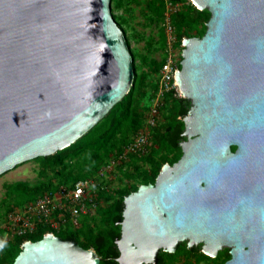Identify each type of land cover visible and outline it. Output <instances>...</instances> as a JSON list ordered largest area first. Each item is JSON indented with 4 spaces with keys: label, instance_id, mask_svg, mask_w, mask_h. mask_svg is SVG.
Wrapping results in <instances>:
<instances>
[{
    "label": "water",
    "instance_id": "water-1",
    "mask_svg": "<svg viewBox=\"0 0 264 264\" xmlns=\"http://www.w3.org/2000/svg\"><path fill=\"white\" fill-rule=\"evenodd\" d=\"M190 1L210 19L175 73L191 102L182 156L123 199L117 263L156 264L186 240L264 264V0ZM132 62L111 0H0V177L88 133L133 87ZM100 262L48 234L12 264Z\"/></svg>",
    "mask_w": 264,
    "mask_h": 264
},
{
    "label": "trees",
    "instance_id": "trees-1",
    "mask_svg": "<svg viewBox=\"0 0 264 264\" xmlns=\"http://www.w3.org/2000/svg\"><path fill=\"white\" fill-rule=\"evenodd\" d=\"M124 1L111 0V4L121 6ZM168 7L171 9L169 18L176 39L174 47L181 45L183 39L201 38L205 34L210 14L207 10L200 11L196 9L189 0H150L147 4L151 16L157 20L165 19ZM113 18L116 22L114 15ZM116 24L125 36L133 60V87L96 126L75 143L51 156L35 159L41 162L43 170L51 171L54 174L57 173L58 168L65 167L68 162H74L73 169L75 171L62 172L55 185L52 182L39 183L35 186L15 183L5 187L7 195L10 199H14V203L12 207L4 211V216L2 220L0 219V226L3 227L6 214L12 209H22L25 205L36 201L43 194L54 192L60 186L71 187L78 180L96 179L98 170L106 165L111 158H115L120 154L132 141V137L134 138L143 129L146 113L149 110L156 85L152 87L153 92L148 96L146 110L144 113H139L134 107V98L137 90H145L147 77L145 73H137L135 56L130 50L129 40L121 24L118 22ZM161 41L165 47L166 37L161 35ZM164 61L165 59L161 63L155 64L154 70H158L159 73ZM178 68L181 69L180 64ZM190 107L191 102L189 100L176 97L173 93H167L163 98V106L160 111V118L163 111H167V122L160 125L158 120L157 124L150 130L146 153L128 156L129 162H123L116 170L124 171L131 161L142 160V163L147 165L148 169L139 172L137 166H134L133 171L136 178L140 179V186L154 184L161 168L165 164L173 165L182 156L181 144L186 140L183 135V120L188 115ZM231 151L234 152L235 147H232ZM136 178L133 179L137 180ZM97 181L105 187V190H97L98 208L94 214L81 217L79 228L72 229L65 226L58 231H54L45 225H39L33 235L13 237L7 240L6 243L0 242V264H12L21 252L22 245L25 242L40 241L46 233H52L63 241H75L81 248L94 251L98 257L103 259L100 264H117L114 261L118 255L117 251L111 252L109 250L113 246L112 240L119 236V223L122 220L124 208L123 199L136 192L140 186H133L123 189L118 194H112L108 193L111 182L99 179ZM96 228L97 231L95 232ZM2 231L5 233L3 229ZM102 241H105L110 248L101 247ZM182 257L187 260L194 259L196 263L211 260L198 252L197 248H188L186 242L180 243L175 253H164L160 259L165 264L167 261ZM229 258V250L219 251L216 258L212 259L209 264H224Z\"/></svg>",
    "mask_w": 264,
    "mask_h": 264
},
{
    "label": "built area",
    "instance_id": "built-area-1",
    "mask_svg": "<svg viewBox=\"0 0 264 264\" xmlns=\"http://www.w3.org/2000/svg\"><path fill=\"white\" fill-rule=\"evenodd\" d=\"M170 11L171 9L168 7L165 21L167 54L158 73L156 90L146 113L143 129L135 135L120 154L111 158L106 165L98 170L96 179L78 180L71 187L60 186L54 192L43 194L22 209L10 210L5 216L2 227L7 238L33 235L39 225H45L54 231L65 226L72 229L79 228L81 217L94 214L98 208L97 190H105V187L101 186L97 179L111 182L116 169L126 161L128 156L146 153L149 145V132L160 118L164 96L167 93H173L174 96L182 98L175 80L176 71L178 73L180 71L178 65L182 61L180 60L182 55L174 52L176 39L171 41L172 44L168 39L172 36L175 38L168 15ZM48 234L52 233L45 235Z\"/></svg>",
    "mask_w": 264,
    "mask_h": 264
},
{
    "label": "rangeland",
    "instance_id": "rangeland-1",
    "mask_svg": "<svg viewBox=\"0 0 264 264\" xmlns=\"http://www.w3.org/2000/svg\"><path fill=\"white\" fill-rule=\"evenodd\" d=\"M149 1L150 0H125L121 6L114 5L113 3L111 4V12L116 18V23L118 22L121 24L126 33V37L129 40L130 50L135 56L137 73H145L147 77L146 85L144 87L145 90H137L134 98V107L139 113H144L146 110L148 96L152 94L153 91L151 89L158 81V70H154V65L161 63L162 60L165 59L168 49L165 25L167 17L161 20L153 18L147 8ZM190 3L193 4L191 1ZM168 15H170V13ZM161 35L166 37L165 47L162 44ZM168 39L172 44L175 38L172 36ZM173 49L176 54L182 55L184 47L181 43V45L174 47ZM167 120V111H163L161 118L159 119V124L166 123ZM150 133L151 131L149 132V135ZM128 162L129 157L126 158V163ZM73 163L68 162L65 167L58 168L57 173L54 174L51 171L43 170L41 162L32 160L2 175L0 177V219L2 220L4 211L7 210V208L12 207L14 203V199H10L7 195L6 186L15 183H24L27 186H35L39 183L46 182H52L55 185L62 172L75 171L73 169ZM134 166H137L139 172L148 169L147 165L142 163V160L131 161L124 171L119 169L116 170L108 189V193L118 194L122 192L123 189L140 186V179L136 178L135 172L133 171ZM130 176L137 180L127 178ZM94 231L96 232L97 228ZM0 234H3L0 236V242L6 243L9 238L3 233L2 225L0 226ZM194 247L198 249V252L202 253L201 245ZM223 250L229 249L222 248V251ZM210 259L211 260L208 262L196 263L194 259L187 260L185 257H182L177 260L167 261L165 264H209L212 261V258Z\"/></svg>",
    "mask_w": 264,
    "mask_h": 264
},
{
    "label": "flooded vegetation",
    "instance_id": "flooded-vegetation-1",
    "mask_svg": "<svg viewBox=\"0 0 264 264\" xmlns=\"http://www.w3.org/2000/svg\"><path fill=\"white\" fill-rule=\"evenodd\" d=\"M124 205V204H123ZM123 211H124V208H123ZM123 211H122V213H123ZM121 223H122V220H121V222L119 223V226H120V229H121ZM121 240V233L119 232V236L118 237H115L113 240H112V243H113V246H111V248L110 247H108V244L105 242V241H102L101 243V247H104V248H110V250L109 251H117V253H118V255H117V257L114 259V261L117 263V259L119 258V256H120V251H119V249H118V246H117V242L118 241H120ZM179 245V244H178ZM94 252V251H93ZM164 253L165 252H163L162 250H160L159 252H158V255H157V258H158V261H157V263L156 264H162L163 263V260L162 259H160V257L162 256V255H164ZM101 260H103V259H101ZM118 264V263H117ZM164 264V263H163Z\"/></svg>",
    "mask_w": 264,
    "mask_h": 264
},
{
    "label": "bare ground",
    "instance_id": "bare-ground-1",
    "mask_svg": "<svg viewBox=\"0 0 264 264\" xmlns=\"http://www.w3.org/2000/svg\"><path fill=\"white\" fill-rule=\"evenodd\" d=\"M184 242H187V241L185 240ZM222 248H223V247H222ZM222 248H221V249H222Z\"/></svg>",
    "mask_w": 264,
    "mask_h": 264
}]
</instances>
